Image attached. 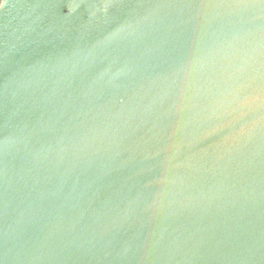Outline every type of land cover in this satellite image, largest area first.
Instances as JSON below:
<instances>
[{"label":"water","instance_id":"95a60500","mask_svg":"<svg viewBox=\"0 0 264 264\" xmlns=\"http://www.w3.org/2000/svg\"><path fill=\"white\" fill-rule=\"evenodd\" d=\"M0 264H264V0H0Z\"/></svg>","mask_w":264,"mask_h":264}]
</instances>
